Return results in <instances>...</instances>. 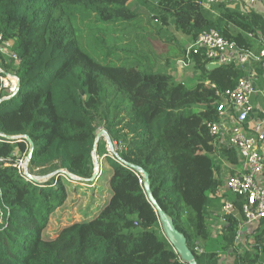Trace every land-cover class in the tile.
<instances>
[{
	"label": "trees",
	"instance_id": "obj_1",
	"mask_svg": "<svg viewBox=\"0 0 264 264\" xmlns=\"http://www.w3.org/2000/svg\"><path fill=\"white\" fill-rule=\"evenodd\" d=\"M144 15L163 32L173 26L195 39L216 29L245 48L256 45L250 34L264 33V13L225 2L0 0V37L20 57L16 66L3 64L14 66L16 92L4 94L0 78V264H187L129 164L148 172L154 197L197 264H221L223 254L233 264H264V218L253 224L251 249L240 250L242 197L219 193L223 170L238 167L240 155L208 128L219 120L217 91L234 89L246 69L210 70L192 53V85L157 70L132 38L140 39ZM186 52L181 48L182 58ZM116 55L125 62L113 63ZM100 129L116 153L102 137L99 175L90 181ZM25 136L35 144L27 169L36 177L53 173L45 182L27 179L17 166L29 152ZM225 199L235 209L214 235L210 218Z\"/></svg>",
	"mask_w": 264,
	"mask_h": 264
},
{
	"label": "built area",
	"instance_id": "obj_2",
	"mask_svg": "<svg viewBox=\"0 0 264 264\" xmlns=\"http://www.w3.org/2000/svg\"><path fill=\"white\" fill-rule=\"evenodd\" d=\"M201 2L206 7L213 3L225 2L229 6L239 7L241 11L247 12L255 9L259 0H201ZM250 36L255 40L256 45L253 48H245L225 38L216 29L205 30L187 48L185 57L178 61V65L189 67L191 54L194 53L200 54L209 63L235 64L246 69V74L240 78L234 89L217 91L219 120L209 122L208 128L212 136L235 147L241 158L239 170L235 174L231 173L223 177L219 193L229 191L240 195L245 223L256 224L264 218V33L256 37L252 34ZM0 54L16 65L20 62V57L13 49V42L3 40L1 37ZM255 65L260 69L261 75L256 74ZM0 78L3 87L10 88L11 93L16 92L17 76H9L0 68ZM255 95L263 98V107L260 111L256 110L253 103ZM17 166L22 175L28 179L26 159L24 162L21 159ZM59 173L67 179L75 178L64 169ZM234 209V203L225 199L222 214L224 216L230 214ZM239 238V236L236 238L237 244Z\"/></svg>",
	"mask_w": 264,
	"mask_h": 264
},
{
	"label": "rangeland",
	"instance_id": "obj_3",
	"mask_svg": "<svg viewBox=\"0 0 264 264\" xmlns=\"http://www.w3.org/2000/svg\"><path fill=\"white\" fill-rule=\"evenodd\" d=\"M151 1L154 2L155 4L158 3V0H151ZM141 25H143L144 27L136 31V33L140 35L138 36L140 39L136 38L135 34L132 33V38L135 40V42L140 48V51H139L140 54L142 55L145 54L146 56H148V60H153L154 64H156L155 66L157 70L159 71H170L173 74H175L178 79L186 80L187 82L191 80L195 81L197 77L194 76L195 73L190 67H184L182 65H178V61L182 58V56L180 55L181 48L182 49L185 47L189 48L191 44L193 43L194 39L186 36L185 34L177 30L173 26L164 27L165 29L164 32L160 31L159 23L157 24L154 21L152 22L149 21V17L146 15H144ZM119 55H116L115 58H112L113 63L122 64L125 62V60L121 62L116 60ZM167 57L172 60L171 64L167 63L166 61ZM8 62L10 61L7 60L6 58L4 57L2 59L0 58V68L5 73H8L9 76H15L14 66H16V63L14 62L13 63L14 66L12 65L9 68H6L3 64L8 63ZM194 81L190 82V84L192 85ZM10 83L13 85L12 81H10ZM3 93L9 94L10 88L4 86ZM101 130L102 129H100L98 132H100ZM104 142L107 143L106 145H107V148L109 149V144H108V140L106 137L104 139ZM25 159L26 157L22 159L23 162L25 161ZM95 160H97L98 162L97 156L95 157ZM52 175L37 176L36 178L40 182H45ZM251 243L252 242L250 241V238H247L244 242L241 241L239 245L237 246V248H239L242 251L246 249H251L250 247ZM222 257H223V264H231L232 257L230 254H223Z\"/></svg>",
	"mask_w": 264,
	"mask_h": 264
},
{
	"label": "water",
	"instance_id": "obj_4",
	"mask_svg": "<svg viewBox=\"0 0 264 264\" xmlns=\"http://www.w3.org/2000/svg\"><path fill=\"white\" fill-rule=\"evenodd\" d=\"M219 66L220 65L216 63H208L207 68L211 70ZM19 84H20V80L18 78V86ZM103 136H105L108 140L109 150L113 153H116V148L112 140L110 139L108 132L102 129L96 135L95 145H94V159L96 157V151H97L99 141ZM25 138L27 139L29 143V152L26 157V175L28 179L33 180V181H38L36 176L32 175L27 169V166L34 152L35 144L29 136H25ZM129 165L143 176L145 192L148 196L149 202L153 205V207L155 208V210L157 211L159 215V221L161 223L162 230L166 238L169 240L171 245L174 247L175 251L179 254L183 262L187 264H197L194 253L188 246L186 236L176 227L173 218L170 217L167 214V212L163 210V208L159 205L158 201L154 197L152 193V189H151V182H150V177H149L148 172L139 166L132 165V164H129ZM99 170H100V164L97 162V160H95V169H94L93 175L90 178V181H94L98 178Z\"/></svg>",
	"mask_w": 264,
	"mask_h": 264
},
{
	"label": "crops",
	"instance_id": "obj_5",
	"mask_svg": "<svg viewBox=\"0 0 264 264\" xmlns=\"http://www.w3.org/2000/svg\"><path fill=\"white\" fill-rule=\"evenodd\" d=\"M256 10L264 13V0L260 1L259 0V4L257 5V7L255 8ZM253 103H254V106L256 107V110L257 111H260L261 108L263 107V98L261 99V96L260 95H255L253 97ZM232 170H235V171H238L239 170V167H234V166H227L224 170H223V174H222V177H227L229 174L232 173ZM210 222H211V226H213V234L216 235L218 234L222 228V225L223 223L225 222V217L224 215L222 214V211L221 212H213L212 213V216L210 218ZM255 225L253 224H244L242 230L240 231V238L238 240V244L237 246L239 245V243L241 241H245L247 238H250V241L252 242V238L249 237L251 232H252V227H254ZM233 260H234V257L231 258V264H233ZM221 264H223V257L221 258Z\"/></svg>",
	"mask_w": 264,
	"mask_h": 264
}]
</instances>
